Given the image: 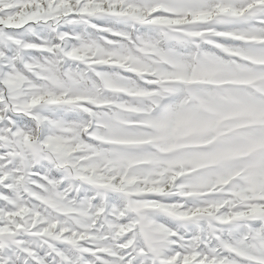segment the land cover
Listing matches in <instances>:
<instances>
[{
	"label": "snow or ice",
	"instance_id": "obj_1",
	"mask_svg": "<svg viewBox=\"0 0 264 264\" xmlns=\"http://www.w3.org/2000/svg\"><path fill=\"white\" fill-rule=\"evenodd\" d=\"M0 264H264V0H0Z\"/></svg>",
	"mask_w": 264,
	"mask_h": 264
}]
</instances>
